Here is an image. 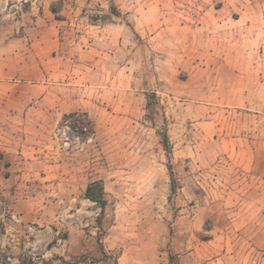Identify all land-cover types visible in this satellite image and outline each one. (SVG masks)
Listing matches in <instances>:
<instances>
[{"label":"rangeland","instance_id":"obj_1","mask_svg":"<svg viewBox=\"0 0 264 264\" xmlns=\"http://www.w3.org/2000/svg\"><path fill=\"white\" fill-rule=\"evenodd\" d=\"M21 248L264 264V0H0V261Z\"/></svg>","mask_w":264,"mask_h":264},{"label":"trees","instance_id":"obj_2","mask_svg":"<svg viewBox=\"0 0 264 264\" xmlns=\"http://www.w3.org/2000/svg\"><path fill=\"white\" fill-rule=\"evenodd\" d=\"M52 12H56L55 10L52 9ZM70 116H73L70 115ZM72 127H79L80 129H82L83 127H85V123L84 120H75L72 123ZM162 144L165 147V149H167V140L166 137L163 136L162 138ZM175 189V187L173 186V181H172V186H171V190L173 191ZM85 196L87 199H89L92 202H95L98 204V206L100 207V209L104 208L105 205V201L103 199V187L100 185L99 182H94V183H90L86 186V190H85Z\"/></svg>","mask_w":264,"mask_h":264},{"label":"crops","instance_id":"obj_3","mask_svg":"<svg viewBox=\"0 0 264 264\" xmlns=\"http://www.w3.org/2000/svg\"><path fill=\"white\" fill-rule=\"evenodd\" d=\"M20 250V251H19ZM16 253V255H13L12 258H11V262L9 264H26L25 262H23L21 260V258L23 257V252L22 251V248L19 249ZM0 264H4L0 261Z\"/></svg>","mask_w":264,"mask_h":264},{"label":"built area","instance_id":"obj_4","mask_svg":"<svg viewBox=\"0 0 264 264\" xmlns=\"http://www.w3.org/2000/svg\"><path fill=\"white\" fill-rule=\"evenodd\" d=\"M12 241H13V239H12ZM7 259L9 260V259H10V257H7Z\"/></svg>","mask_w":264,"mask_h":264}]
</instances>
